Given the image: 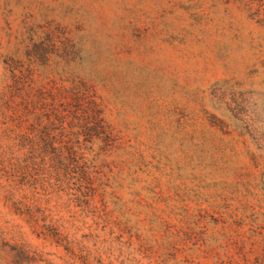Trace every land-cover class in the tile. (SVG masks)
<instances>
[{
  "label": "rangeland",
  "instance_id": "rangeland-1",
  "mask_svg": "<svg viewBox=\"0 0 264 264\" xmlns=\"http://www.w3.org/2000/svg\"><path fill=\"white\" fill-rule=\"evenodd\" d=\"M85 90L118 139L90 147L110 180L89 205L55 177L29 185L12 161L18 137L101 139L61 108ZM253 227L264 27L183 0H0V264H212L204 251Z\"/></svg>",
  "mask_w": 264,
  "mask_h": 264
},
{
  "label": "trees",
  "instance_id": "trees-1",
  "mask_svg": "<svg viewBox=\"0 0 264 264\" xmlns=\"http://www.w3.org/2000/svg\"><path fill=\"white\" fill-rule=\"evenodd\" d=\"M183 1L187 10H198L204 6L212 9L222 8L224 12L235 11L246 20L264 27V0ZM61 108L63 113L88 123L89 131H101L102 138L99 139L98 135H89L88 138L79 136L18 137L13 139V148L17 153H21L22 150L24 153L21 156H12L14 166L21 171L23 178L31 186L48 184L50 179L55 177L57 181H66L71 187L73 197L87 205L95 198L104 200L109 190L110 179L104 172L106 167L99 158L100 154L92 155L90 147L100 142L103 149L111 153L115 150L118 139L103 122L98 105L89 96L88 90L72 92L71 102L65 103ZM93 212L104 219L109 217L106 204H102L101 207L93 206ZM30 219L32 221V216ZM33 225L38 231V224L34 221ZM217 251L218 254L215 253ZM203 253L204 259L212 260V264H264V229L251 228L245 241L242 240L239 245L235 243V249L232 251L227 246L219 250L209 249ZM20 256L23 263L37 264L34 254L28 255L21 252ZM80 264H87L85 258H80Z\"/></svg>",
  "mask_w": 264,
  "mask_h": 264
}]
</instances>
